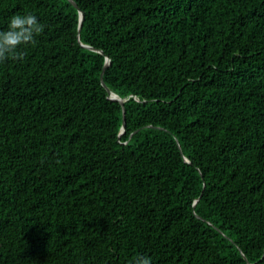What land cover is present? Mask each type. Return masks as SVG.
Segmentation results:
<instances>
[{
	"label": "trees",
	"instance_id": "trees-1",
	"mask_svg": "<svg viewBox=\"0 0 264 264\" xmlns=\"http://www.w3.org/2000/svg\"><path fill=\"white\" fill-rule=\"evenodd\" d=\"M72 1L0 0V264H264V0Z\"/></svg>",
	"mask_w": 264,
	"mask_h": 264
},
{
	"label": "clouds",
	"instance_id": "clouds-1",
	"mask_svg": "<svg viewBox=\"0 0 264 264\" xmlns=\"http://www.w3.org/2000/svg\"><path fill=\"white\" fill-rule=\"evenodd\" d=\"M45 30L36 15L31 12L13 14L6 22V28L0 30V65L8 62H23L22 49L35 46L37 37ZM21 264H29L21 260ZM132 264H152L148 256H137Z\"/></svg>",
	"mask_w": 264,
	"mask_h": 264
},
{
	"label": "water",
	"instance_id": "water-1",
	"mask_svg": "<svg viewBox=\"0 0 264 264\" xmlns=\"http://www.w3.org/2000/svg\"><path fill=\"white\" fill-rule=\"evenodd\" d=\"M69 1L72 3V5H73V6L78 10V12H79V26H80V24H81V22H82V20H83V12L80 11V10L77 8V5H76L72 0H69ZM107 65H108V59L106 58V64L104 65V67H103V69H102V72H101V74H100L101 83H102V85H103L104 88H106V87H105L104 83L102 82V74H103V71L105 70V68H106ZM106 90H107V92H108V94H109L110 99L117 100V101H119V103L121 104V106L123 105V103H124V100H123V99L118 98L114 93L110 92L107 88H106ZM122 108H123V106H122ZM123 113H124V108H123ZM124 130H125V122H124V118H123V124H122V128H121V131H120L119 135L123 134V133H124Z\"/></svg>",
	"mask_w": 264,
	"mask_h": 264
},
{
	"label": "bare ground",
	"instance_id": "bare-ground-1",
	"mask_svg": "<svg viewBox=\"0 0 264 264\" xmlns=\"http://www.w3.org/2000/svg\"><path fill=\"white\" fill-rule=\"evenodd\" d=\"M143 19V18H142ZM80 30H81V28H80ZM108 54V53H107ZM126 118V117H125ZM261 205V204H260Z\"/></svg>",
	"mask_w": 264,
	"mask_h": 264
}]
</instances>
